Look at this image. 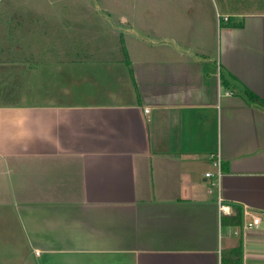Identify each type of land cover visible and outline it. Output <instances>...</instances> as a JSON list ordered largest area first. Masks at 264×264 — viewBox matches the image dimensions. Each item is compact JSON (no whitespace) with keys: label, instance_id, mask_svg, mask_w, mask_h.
<instances>
[{"label":"crops","instance_id":"0c3cea01","mask_svg":"<svg viewBox=\"0 0 264 264\" xmlns=\"http://www.w3.org/2000/svg\"><path fill=\"white\" fill-rule=\"evenodd\" d=\"M134 11L53 12L82 44L47 68L82 77L67 101H22L53 39L0 48V264H264V0Z\"/></svg>","mask_w":264,"mask_h":264},{"label":"rangeland","instance_id":"374dc122","mask_svg":"<svg viewBox=\"0 0 264 264\" xmlns=\"http://www.w3.org/2000/svg\"><path fill=\"white\" fill-rule=\"evenodd\" d=\"M197 1L199 2L197 3ZM208 1L210 0H0V9L2 10V14L0 15H3L10 10L12 13V11L15 10L17 14L21 13L23 20L21 24L18 25H15V20L21 18L18 15H11L14 20L11 24L7 21L3 22L0 20V48L2 49V45H5L6 42L8 43L9 37L11 38L16 35V39L18 38L23 46L16 47L12 42L10 43L11 51H5L2 52V54H11L13 56L30 54L31 49H29L28 46L30 43L34 44L38 41L48 43L49 40L53 39V42H50L49 46H44V50L41 49L39 52V48L36 49L37 57L43 56V59L49 62L31 63L39 66L40 69L37 70L39 73H36L34 78L30 81L28 88L29 93L22 101H36L38 103H58L63 99V101H67L71 99V96L67 95L68 92H76L82 89L78 88L82 84L78 78L81 79L82 77L80 78L79 76L67 73L64 74L62 71L58 72L55 67L53 68L56 69L57 72L54 69L47 68L52 64V60L59 57L58 55H66V52H74V54H76L82 49V44H80V47L78 44L71 43V41L67 44V36L59 38L60 34H66V31L59 32L58 30L53 29V27L58 24L55 19L57 18V14L59 15L60 20H66V18L73 17L72 19L77 23H86L88 26L87 19L91 18L93 20H98L101 14L108 15L111 13V19L113 20H118L120 15L124 14L130 21H132L135 12L134 10L137 9L175 8L180 6L199 5L201 3L207 4ZM53 12L56 14L55 18L52 15ZM67 15L69 17H67ZM5 17L7 16L4 15L3 18ZM136 17H142V15ZM144 17L147 16L145 15ZM64 20L60 21V23L65 22ZM24 21H26V23ZM118 24H120L119 20ZM91 29L92 30L88 31V42L90 41V44H93L89 47L92 53H95V55L110 54L117 56V58L121 57V45L117 35H112L115 38L109 37L108 45L103 46L101 40L97 42L91 40L92 35L90 34L98 33V29H95L94 27ZM106 33L109 34L110 32ZM84 35V30L75 29L70 32V37L73 36L72 38L75 41H77L80 36L82 38ZM110 41L112 42V45L110 44ZM75 47H79V49L77 50ZM57 66H60L61 68L64 67L62 64H57ZM90 82L93 83V81ZM35 92L38 93L35 95ZM40 92L41 94L39 95ZM1 96L3 95L1 94L0 97ZM7 96L10 97L11 95ZM0 240H3V238L0 237ZM0 258H3V256L0 255Z\"/></svg>","mask_w":264,"mask_h":264},{"label":"built area","instance_id":"2783aa9c","mask_svg":"<svg viewBox=\"0 0 264 264\" xmlns=\"http://www.w3.org/2000/svg\"><path fill=\"white\" fill-rule=\"evenodd\" d=\"M232 92H229V94H231ZM219 166V164H218ZM206 177L210 179V192H212L215 188L219 189L220 190V186H221V171L219 169L218 171V174L217 175H213L212 173H207L206 174ZM218 204H219V207H220V210H221V214H224L226 213L228 210H229V206L226 205L224 203V200L223 198L221 197V195L219 196V199H218ZM261 216L259 215H254L251 220H248V221H243V229H248V228H251L253 226H257L260 224L261 222Z\"/></svg>","mask_w":264,"mask_h":264},{"label":"trees","instance_id":"16d2710c","mask_svg":"<svg viewBox=\"0 0 264 264\" xmlns=\"http://www.w3.org/2000/svg\"><path fill=\"white\" fill-rule=\"evenodd\" d=\"M238 219H239V214L237 212L235 216H231L223 222H224V225H229V224H234V223L239 222Z\"/></svg>","mask_w":264,"mask_h":264}]
</instances>
